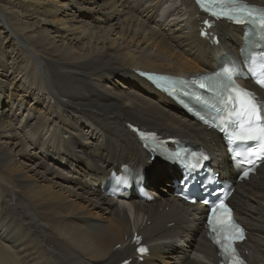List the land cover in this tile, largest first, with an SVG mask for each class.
<instances>
[{
    "label": "bare ground",
    "instance_id": "1",
    "mask_svg": "<svg viewBox=\"0 0 264 264\" xmlns=\"http://www.w3.org/2000/svg\"><path fill=\"white\" fill-rule=\"evenodd\" d=\"M204 17L193 0H0V264L218 263L205 210L174 195L176 169L151 165L127 127L201 145L234 175L222 138L137 74L186 77L239 56L242 28L217 23L216 46L200 37ZM123 163L153 200L107 194ZM230 202L249 260L264 264V164Z\"/></svg>",
    "mask_w": 264,
    "mask_h": 264
},
{
    "label": "snow or ice",
    "instance_id": "2",
    "mask_svg": "<svg viewBox=\"0 0 264 264\" xmlns=\"http://www.w3.org/2000/svg\"><path fill=\"white\" fill-rule=\"evenodd\" d=\"M197 2L218 18L227 16L237 22L247 19L264 32V11L256 12L248 5L238 3L237 0H228L227 3L218 2V0H208V3H205L204 0H197ZM216 8H219V12L214 10ZM260 64L262 78L257 79V83L264 87V58L261 59ZM223 75L228 81L227 84L222 85L223 90L218 94L223 107L211 106L226 117L225 127L231 128L229 139L234 143L260 141L261 146L264 147V102L258 100L255 94L248 89L235 84L231 69H225ZM205 123L208 121L205 120ZM140 135L142 138L147 137L145 133H140ZM230 212L231 210L221 200L212 207L208 223L212 232H220L221 235L216 238L215 242L220 245L223 252L235 255L232 240L242 239V230L232 221ZM218 213L219 215H217ZM139 251L143 253L147 249L140 248ZM235 264H242V262L237 259Z\"/></svg>",
    "mask_w": 264,
    "mask_h": 264
},
{
    "label": "rangeland",
    "instance_id": "3",
    "mask_svg": "<svg viewBox=\"0 0 264 264\" xmlns=\"http://www.w3.org/2000/svg\"><path fill=\"white\" fill-rule=\"evenodd\" d=\"M92 17H93V15H92V16H89L88 18H89V19H92ZM159 167H160V166H159ZM187 241H188V240H187Z\"/></svg>",
    "mask_w": 264,
    "mask_h": 264
}]
</instances>
